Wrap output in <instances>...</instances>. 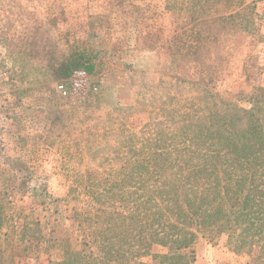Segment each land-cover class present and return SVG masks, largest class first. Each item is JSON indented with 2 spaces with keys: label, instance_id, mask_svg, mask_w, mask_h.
<instances>
[{
  "label": "rangeland",
  "instance_id": "1",
  "mask_svg": "<svg viewBox=\"0 0 264 264\" xmlns=\"http://www.w3.org/2000/svg\"><path fill=\"white\" fill-rule=\"evenodd\" d=\"M213 8L231 15L229 24L214 22L210 38L198 42ZM73 56L98 88L77 106L54 90ZM145 61L165 87L142 85L135 104H120V97L134 96L127 85L139 83L129 65L138 69ZM257 87L264 89V0H0V264H120L112 247L127 250L130 241L119 228L136 208L141 215L163 213L156 214L157 222L166 220L158 232L163 238L176 219L163 200L182 209L188 200L184 182L167 175L189 155L196 159L187 169L198 167L209 145H196L201 137L191 122L215 118L200 116L199 108L213 103L228 114L263 108L252 97ZM186 106L166 135H150L168 111ZM187 111L195 115L184 126ZM105 128L127 131L125 142V134ZM229 175L240 179L234 169ZM244 175L255 213L264 202V172ZM205 187L199 191L210 197ZM228 191H221L226 204L215 207L236 212L230 226L206 221L167 230L192 234L178 250L185 261L173 264H264V221L231 206ZM238 217L243 224H235ZM166 252L155 244L139 260L171 264L156 258Z\"/></svg>",
  "mask_w": 264,
  "mask_h": 264
},
{
  "label": "trees",
  "instance_id": "2",
  "mask_svg": "<svg viewBox=\"0 0 264 264\" xmlns=\"http://www.w3.org/2000/svg\"><path fill=\"white\" fill-rule=\"evenodd\" d=\"M213 1L214 0H211V2ZM231 9L234 10V7L231 6ZM217 10L218 8H213V14L208 16L210 26L209 29L205 30L207 33L204 34V31L201 30L198 31L196 35L198 42L201 40H208L210 38L212 35L211 28L213 27L214 22L223 23L222 25L229 24L227 20L231 15H226L222 11ZM236 14L237 12L232 16L234 17ZM196 24L200 25L201 23ZM75 58L76 57L73 56L69 59V62L71 64L73 62L74 66L69 68L67 66L64 68L58 76L59 79L56 83L67 81L70 74L73 72V69H80L83 67V62H81L82 58L80 56L76 59ZM72 59L73 61H71ZM63 63V61L59 62V66L62 67ZM256 89L257 91L252 97L257 104H260V101L264 103V99H260L262 97L264 98V89L261 87H257ZM57 96L60 99L65 100L58 94ZM208 99L212 98L208 97ZM260 106L263 108L259 107L257 110L251 109L248 111L236 108L234 111L229 113L230 117L227 111L221 110V112H218L213 103H211V106L202 105V107L199 108V112L197 113L203 112L200 116L207 114V117L214 116L215 118L211 124H207L206 121H201L199 119L191 122V124L195 127V133L201 137V139L197 140L196 145L209 144L208 146H204L207 151L206 155H201V157L198 156L199 166L194 167L191 171L187 168L194 163L196 157H194V155H189L179 168L170 173V175H167L169 181L174 180V178H178V182H180V184L184 182V196L185 200L188 199L186 202V209L180 208L174 200H171L172 198H169L170 200H163V202H170L167 210L172 216H175L176 219L174 221L169 220L170 223H175H171L169 225L170 227L163 230L164 237L162 238L158 232L162 229L166 220L164 219L163 222H157L160 217H157L156 214H161L163 216V213H161L160 210H157L156 212H150L147 210V213L141 215L138 213L140 208H136L137 214L131 221H125L124 224L120 225V228L116 226V228H119L120 231H123L130 242L126 244L128 251L121 250L120 252V247H112L115 261L120 264H143L139 260L140 257L146 255L148 256L152 246L159 244L165 247L167 251L165 254L157 255L156 258H159L161 263H183V261H185V257L182 254H179L178 250L188 247L191 244V242L189 244L187 233L190 235L192 234L189 230H185V232L181 233L179 236L173 234L167 235V230L175 228L180 232V230L183 229L179 227V224L181 223H185L187 225L191 223L202 224L206 223V221H208L206 224L207 226L212 224L210 221L217 222L218 224H213L216 228H221L224 225L230 226L229 221L233 220L231 217L235 215L236 212L231 210L232 212L225 213L220 209V206L226 204L222 203L223 200L221 197V191L225 188L229 189L228 192L230 193V196L227 199L231 202V206L234 204L238 209L246 211L253 219H256L257 221L261 220L262 222L264 221V202L259 205V209L255 213L252 211L254 208L247 205L249 204L247 203L248 197H252L254 195L251 191L252 189L247 190L245 188V185L251 184H249V180L246 175H244L246 172H249L250 174H255L260 170H263L264 172V104H261ZM183 109L184 110L175 108L168 111L169 113H166V115L157 122L158 125L162 126L161 130L154 132L151 131L149 132L150 135H154L153 137L155 138L159 136L158 139L161 136L166 135L168 124H171V122L175 120L176 122L178 121L177 118H172L179 116L177 113L182 111L186 112L189 108L187 109L186 106ZM214 111H217L216 115ZM194 115V113L191 115L184 113L182 118L183 120H181L182 124L183 122L188 123L191 121L190 119L193 120L192 117H194ZM109 129L105 128L106 132L110 131L109 135L124 136L125 134L123 141L126 139L125 137L127 131L123 130L121 132H116V130V133H120L116 135L114 130ZM183 147L187 148L185 144ZM190 149H194V144ZM152 153L153 152H151L150 156H152ZM233 169L238 172L240 176V179H236L234 182V177L229 175L230 171ZM221 176H224L225 181H227L225 184ZM251 180H253V177H251ZM202 184L208 186L205 187L204 190L212 193L210 197H204V195L200 193L199 186ZM170 185L172 186V183H170ZM254 188L257 189V185ZM241 199L243 200L241 201ZM217 204L220 206L215 207ZM231 206H229L228 209H230ZM163 211L165 210L163 209ZM101 213L103 212L101 211ZM110 213H113V211H110ZM250 216L243 218L245 219V222H248V218H250ZM240 219L242 218H236L235 224H243V221L240 224ZM108 222H110V220ZM102 224L104 223H101V225ZM117 245H119V243H117Z\"/></svg>",
  "mask_w": 264,
  "mask_h": 264
},
{
  "label": "built area",
  "instance_id": "3",
  "mask_svg": "<svg viewBox=\"0 0 264 264\" xmlns=\"http://www.w3.org/2000/svg\"><path fill=\"white\" fill-rule=\"evenodd\" d=\"M97 89L84 69L74 70L67 81L58 82L54 86L56 94L72 106L87 102Z\"/></svg>",
  "mask_w": 264,
  "mask_h": 264
},
{
  "label": "crops",
  "instance_id": "4",
  "mask_svg": "<svg viewBox=\"0 0 264 264\" xmlns=\"http://www.w3.org/2000/svg\"><path fill=\"white\" fill-rule=\"evenodd\" d=\"M146 61L144 62V65L143 66H140L138 69L136 68V65L135 64H130L129 65V68H128V73H131V74H136L139 78V83H136V84H131V85H127V87L131 88L133 91L130 93V94H134V96H130L129 98L127 99H123V98H119V103L120 104H127L128 106L129 105H133L135 104L136 102V94L137 92L139 91V88H141L142 85H160L162 87H165L164 85H166L162 80L160 81V78H161V73L160 71H154V70H151L152 74H149V68L145 65ZM141 64H143L141 62ZM152 75H156L158 78H157V81L155 82H152V81H149V76H152Z\"/></svg>",
  "mask_w": 264,
  "mask_h": 264
}]
</instances>
